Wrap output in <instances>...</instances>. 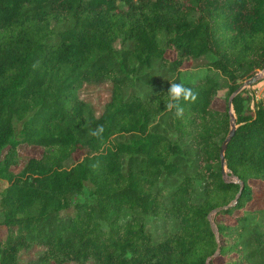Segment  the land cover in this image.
Listing matches in <instances>:
<instances>
[{"label": "trees", "instance_id": "trees-1", "mask_svg": "<svg viewBox=\"0 0 264 264\" xmlns=\"http://www.w3.org/2000/svg\"><path fill=\"white\" fill-rule=\"evenodd\" d=\"M261 69L264 0H0V264H264V209L235 212L264 182V97L239 89ZM168 74L197 97L182 117ZM106 79L97 115L80 89ZM20 144L43 151L16 171Z\"/></svg>", "mask_w": 264, "mask_h": 264}, {"label": "rangeland", "instance_id": "rangeland-1", "mask_svg": "<svg viewBox=\"0 0 264 264\" xmlns=\"http://www.w3.org/2000/svg\"><path fill=\"white\" fill-rule=\"evenodd\" d=\"M116 46H121L120 39H117L115 42ZM212 59V56L209 54L202 55L196 58L192 62H186L184 67L187 69L188 73L191 70L196 68L204 67L208 61ZM261 76L264 75V69L258 71ZM217 77L221 80V92L214 97V106L220 109H224L227 105V101L230 100L227 94V84L228 79L225 77L224 74L221 72L217 73ZM164 80L171 81L173 80V76L168 74L164 77ZM246 80V79H245ZM242 85L243 94L246 97V106L248 107V111H252L255 109L256 104L264 97V85L253 89L251 85L245 84ZM113 90V84L110 79H106L101 82H86L84 86L80 89L81 96L86 99L89 103L92 104L94 112L97 115H101L104 111L106 103L111 99ZM5 151V149H4ZM3 151V152H4ZM43 149L40 146L36 145H29V144H20L18 147V164L13 166L14 170H20L24 164L26 163L27 159L32 155H40ZM81 153H76L75 157H80ZM232 177V176H231ZM251 184L254 188V198L252 201L248 202L245 207L236 209V214H240L249 210H253L257 212L259 215L260 209H264V182L260 180H251ZM92 184L87 182L84 193H81L76 196V199H83L89 193ZM223 218V216H221ZM262 231H264V225L261 226ZM6 236V227L0 226V237ZM44 246L42 245H35L31 248L22 249L20 252V261L21 264H31V261L36 258L39 253L43 250ZM220 260V259H218ZM94 260L92 258L88 259L87 261H77V260H70L66 261L64 264H93ZM48 264H53L52 261L48 262Z\"/></svg>", "mask_w": 264, "mask_h": 264}, {"label": "clouds", "instance_id": "clouds-1", "mask_svg": "<svg viewBox=\"0 0 264 264\" xmlns=\"http://www.w3.org/2000/svg\"><path fill=\"white\" fill-rule=\"evenodd\" d=\"M168 98L166 101V109L168 111L175 110L176 117L183 116V107L181 102H195L196 94L192 91V89L184 86L183 83H173L171 82V86L168 90ZM103 133L104 128L102 125L97 126L96 129L90 130L89 135L95 137L96 139L103 141Z\"/></svg>", "mask_w": 264, "mask_h": 264}, {"label": "water", "instance_id": "water-1", "mask_svg": "<svg viewBox=\"0 0 264 264\" xmlns=\"http://www.w3.org/2000/svg\"><path fill=\"white\" fill-rule=\"evenodd\" d=\"M261 75L259 72L255 73L253 76L249 77L248 79L245 80V84H248V85H251L257 78H259ZM242 87V86H241ZM241 87L239 89H241ZM238 89V90H239ZM237 90V91H238ZM232 97L233 95L230 97V100H229V105H230V108L232 107ZM231 110V129H230V132L227 136V138L224 140L223 142V146H222V150H221V158H222V164L224 166L223 168V171L225 172L226 171V168H225V149L227 147V144L228 142L230 141V139L233 137L235 131H236V127H237V123H236V120H235V114L233 112L232 109ZM234 202H236V200H234ZM233 202V203H234ZM222 207H218L215 209V211L221 209ZM213 222V221H212Z\"/></svg>", "mask_w": 264, "mask_h": 264}]
</instances>
